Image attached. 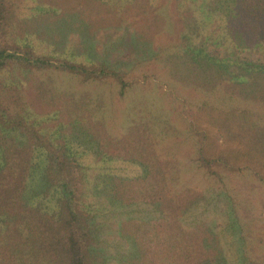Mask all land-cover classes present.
<instances>
[{"label": "trees", "instance_id": "trees-1", "mask_svg": "<svg viewBox=\"0 0 264 264\" xmlns=\"http://www.w3.org/2000/svg\"><path fill=\"white\" fill-rule=\"evenodd\" d=\"M68 1L38 3L27 14L19 0H0V264H111L87 197L80 153L87 150L102 161L119 158L140 166L109 181L115 204L146 203L155 211L122 222L130 264H264L258 254L264 225L254 222L260 217L246 219L224 186L237 173L264 183V0H165L167 9L180 11L181 25L152 52L146 51L149 38L171 17L155 12L151 0ZM109 21L125 24L143 56L138 60L146 53L160 58L168 80L193 86L198 107L212 109L209 123L223 141L239 147L212 151L204 126L187 116L180 129L161 102L140 93L129 100L121 132L111 130V101L147 78L146 71L134 70L139 61L128 68L107 54L78 59L69 47L54 53L31 41L40 24L59 39L71 29L80 51H95L97 30ZM60 74L74 81L63 85L55 78ZM99 82L109 84L110 93L88 87ZM174 130L191 142L196 166L221 184L209 198L224 203V227L185 220L207 196L179 186V160L160 153L159 143ZM41 163V187L32 191L30 178ZM45 198L52 206L41 205ZM223 231L234 245L230 257Z\"/></svg>", "mask_w": 264, "mask_h": 264}, {"label": "rangeland", "instance_id": "rangeland-1", "mask_svg": "<svg viewBox=\"0 0 264 264\" xmlns=\"http://www.w3.org/2000/svg\"><path fill=\"white\" fill-rule=\"evenodd\" d=\"M58 1L59 4L68 6V0H19L21 7L25 9L27 14L33 13V9L38 3L52 4ZM154 11H162L168 21L161 25L160 30L153 38H149L146 51L152 52L170 38L176 36L180 27V11L172 7L167 9L165 0H151ZM106 22L101 28H98L95 35V42L98 48L95 51H80L70 39L71 29L63 32L62 38H57L51 35L48 31L39 24L36 31L32 35L31 41L38 50L51 49L56 53L69 47L70 53L75 57L85 60H97L104 55H108L112 61H118L125 67H131L136 61H139V67H134L135 71H146L147 78L138 84L135 89L129 90L125 97L115 98L111 101V106L107 108L109 122L108 126L113 131L122 130L121 124L126 117V108L130 104L133 95L140 93L143 96H150L161 102L171 113L172 122L177 127L184 129L186 127L185 118L194 119L196 123L204 126L211 135L212 151L224 148H238L239 146L233 143L223 141L216 129L209 123L208 112L212 110L200 109L197 105V100L200 96L199 92L193 87L183 85L178 82L170 81L165 76L166 68L161 59L147 56L143 60L142 54L138 53L133 48V43L127 33L125 24H111ZM36 28V27H35ZM128 28L133 31V26L128 25ZM127 28V29H128ZM56 32V30H54ZM104 46V51H103ZM105 49H108L105 50ZM107 51V53H106ZM77 55V56H76ZM155 73V74H153ZM56 81L61 84H70L74 80H69L65 74L55 76ZM78 84L77 82H74ZM94 92H109V84L99 82L98 84L88 85ZM87 87V88H88ZM84 88H86L84 86ZM105 95V94H104ZM106 96V95H105ZM136 96V95H135ZM184 133V132H183ZM185 134V133H184ZM184 134L178 133L175 130L161 140L158 145L161 154L172 156L179 160L181 171L179 178V186H192L198 190H203L207 198L201 199L191 210L185 215V220L189 222L202 218L213 223L217 229L227 225L224 203L221 200L210 199L213 194V188H218V182L211 177L205 175L203 171L196 166L192 161V145ZM79 149L81 147L79 146ZM79 153V152H78ZM81 160L86 165L87 182L86 190L88 192V200L93 201L96 212V218L101 223L100 228L103 230L102 245L111 254V264H130L127 249L129 248V240L124 233L121 225L123 220L128 217H147L155 213L151 205L146 203H123L115 204L112 196V182L109 184L110 177L114 178L117 175H130L140 171V166L127 160L113 158L110 160L100 159L95 153L90 150L80 152ZM83 154V155H82ZM41 164H37L33 169L30 178V188L32 191L38 190L41 187ZM224 186L226 190L235 198L240 205L243 216L246 219L255 218L257 215L260 219L254 220L256 225L263 226L264 220L262 216V199L264 198V183L258 179H254L248 173L231 174L226 177ZM44 207L52 206L53 202L50 198H45L40 201ZM224 239V245L227 250V255L230 257L231 248H234L230 242L231 234L229 232H221ZM231 243V245H230ZM259 255L264 256V247L260 249Z\"/></svg>", "mask_w": 264, "mask_h": 264}]
</instances>
